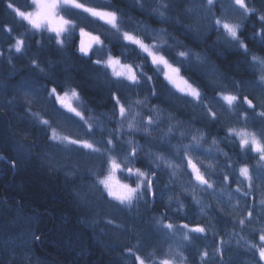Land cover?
Here are the masks:
<instances>
[{
	"label": "snow or ice",
	"instance_id": "6c2138e0",
	"mask_svg": "<svg viewBox=\"0 0 264 264\" xmlns=\"http://www.w3.org/2000/svg\"><path fill=\"white\" fill-rule=\"evenodd\" d=\"M189 2L191 6L184 11L186 15L196 16L195 26L182 27L197 39L201 36L200 27L221 33L223 42L243 57L235 61L236 69L250 78L237 79L212 68L211 78L195 79L191 74L193 66L205 63L200 53L181 45L180 41L170 44L166 29H144L140 34L122 30L119 10L88 7L80 0H31L26 7L35 11H22L8 0L6 7L21 22L30 25L31 35L43 36L44 31L54 34L49 39L55 41L58 51L65 49V37L74 36L79 28L81 39L76 49L79 59L89 68L95 66L94 71L85 72V79L89 87L103 86L108 101V107L98 111L85 98L84 86L71 75L70 70L77 65L65 64L63 76H57L48 70L55 66L54 62L48 59L44 67L37 54L30 59L29 66L45 83L37 86L38 79L22 81L18 85L24 101L21 106L51 147L69 156L78 154L99 161L95 170L89 171L95 177L92 187L107 204L136 218L141 215L142 205L154 211L147 222L151 232L165 240L172 239L175 244V247L170 244L161 255L155 249L143 251L145 234L133 227L137 242L124 249L128 257L126 264H189V257L181 250L189 247L195 248L197 264H232L229 248L233 241L236 247L252 254L253 259L246 264H264V55L242 38L246 25L254 19L250 37L258 40L259 48L264 50V7L257 8L253 0ZM261 4L264 6V0ZM168 7L169 4L160 0L151 11L165 23L171 19L166 15ZM73 11L86 13L109 26L108 33L115 37L109 43L122 45L119 55L101 38V35L108 38V33L93 35L60 14ZM197 13H203L205 24H200ZM3 31L10 39L7 52L11 63L13 51L23 55L30 45L26 43V33L12 36V28L7 25ZM220 39L218 36L217 41ZM35 43L38 48L43 47L42 40ZM178 46L183 50L173 53ZM129 50L136 52V58L129 59ZM4 55L0 51V58ZM161 77L162 84L157 86L154 78ZM162 88H167L194 115L184 120L175 111L153 104L152 100L162 95ZM16 102V97L8 101L10 105ZM33 104H40L43 111H33ZM49 106L54 116L47 114ZM229 118L245 126H232ZM198 123L202 127H195ZM249 125L253 130H249ZM213 128H222L224 136L213 135ZM154 132L158 135L154 136ZM137 135L140 139H136ZM184 140L188 143H183ZM225 141L233 148L231 155L218 147ZM205 144L209 147L205 148ZM15 152V158L0 153V162L13 170L32 156L31 148L23 144H18ZM217 157H223V161ZM253 160L255 163L250 162ZM137 164L141 166L136 167ZM117 171L130 183L117 180ZM213 176L219 177L220 188L211 179ZM199 193L212 196L215 214H209L212 201H206ZM184 197L188 198L187 203ZM250 197L252 203L248 204ZM225 202L232 211H225L222 206ZM191 208L196 211L191 212ZM238 208L240 212L236 211ZM201 217L205 218L203 223ZM223 217H230L231 230ZM132 222L135 224L136 220ZM106 223L124 227L114 219H107ZM245 230L247 234H242ZM249 236L258 239L253 242ZM29 240L40 242L41 236L33 230L29 232ZM196 241H203V246Z\"/></svg>",
	"mask_w": 264,
	"mask_h": 264
},
{
	"label": "trees",
	"instance_id": "16d2710c",
	"mask_svg": "<svg viewBox=\"0 0 264 264\" xmlns=\"http://www.w3.org/2000/svg\"><path fill=\"white\" fill-rule=\"evenodd\" d=\"M7 2L8 0H0V46L2 45L1 48L4 50L5 45L7 46L10 41L9 36L3 31L5 25L12 28V36L29 33L26 23L18 20L14 11L6 7ZM110 3L111 8L118 6L122 9V12L130 19V27L135 28L137 34L143 32L144 29H166L170 44L180 41L181 45L200 53L205 63L193 66L191 74L195 79H204L200 69L209 63L218 72L228 73L235 77L246 75L245 72L238 71L235 67V61L243 57L236 55L230 47L217 44L215 39L218 32L203 28L200 38L197 39L193 33H189L182 27V25L186 26L193 22L190 21L192 16L186 15L184 11L188 7L187 0H179V2L164 0V3L169 4L166 15L171 17L165 23H162L159 17L151 11L152 8L158 6L160 0H111ZM200 15L201 20L206 22L203 19V13ZM201 24L205 23L201 22ZM252 31L254 29L247 24L242 38H246V42L258 54L264 55V50L259 48L258 40L251 39ZM37 37L38 39L31 33L27 34L26 42L30 46L26 48L23 55L11 54V63L6 54L0 58V153L9 158H15V148L18 144L30 147L32 152L31 159L15 170L6 163L0 162V264H126L128 257L124 249L137 242V236L131 230L133 227L145 234L141 245L143 251L155 249L158 255L161 254L166 249L165 243H162L161 237L151 232V227L147 223L154 211L143 209L142 205L141 215L136 218L130 217L125 211L109 210L113 206L107 204L100 192L92 187L95 177L89 169L94 171L99 161L78 154L69 156L51 147L45 136L40 133L38 126L31 120L30 115L25 112V108L21 106L24 101L18 85L22 81L38 79L37 86L45 83L29 66L30 59L39 54L42 66L47 67L48 59L54 62L55 66L48 70L57 76H63L65 64L77 65L70 70L71 75L75 82L84 86L85 98L89 104L96 107L98 111H103L108 107L106 90L103 86L89 87V82L85 79V72L94 71L95 66L89 68L84 61L79 59L80 54L76 50L79 45L78 32H75L70 39V45L62 52L57 50L54 40L45 39L40 35ZM37 40H42V48L36 45ZM121 46V44L112 45L114 51L118 52L114 54L119 55ZM179 50L183 48L178 46L172 51L174 53ZM136 56L134 50L128 51L129 59L136 58ZM80 65H85V67L81 68ZM145 71L152 75L150 69L146 68ZM184 74L187 75V73ZM153 82L160 86L162 77L154 78ZM161 91L162 95L158 100H152L153 104L159 103L175 111L184 120L194 115L191 109L182 106L181 101L171 96L167 88H162ZM13 97L17 98V102L10 105L8 101ZM32 110L43 111L40 104H33ZM47 114L54 116L50 106ZM109 127H115V125H109ZM195 127H202V125L198 123ZM212 134L223 137L224 130L213 128ZM153 135H158V133L154 132ZM136 139L140 137L137 135ZM210 140L211 137H209V142ZM172 142L177 143L178 141L173 140ZM183 143H188V140H184ZM207 147L209 144H205V148ZM218 147L228 151L230 155L233 153V148L226 141L220 143ZM213 155L215 156V153ZM217 158L223 161V157ZM208 159L212 160L213 157ZM250 162L255 163L254 160ZM140 166V164L136 165V167ZM117 174L123 182L130 183L119 171ZM211 179L217 181V188L221 187L219 177L213 176ZM166 181L167 177L164 176L163 182ZM232 187L234 188L235 185ZM199 195L203 196L206 201H212L213 208L209 214H215L217 209L212 196L206 193H199ZM184 199L187 203L188 198L184 197ZM94 201L101 203V211L96 208ZM247 203H252L251 197ZM222 206L225 207V211H232L227 206V202ZM158 207L159 205L155 206V208ZM190 211L195 212L196 210L191 208ZM236 211L241 210L238 208ZM100 216L104 218L101 219ZM106 218L114 219L124 227L116 228L109 225L106 223ZM134 219L135 224L132 222ZM222 219L227 221V227L231 230L233 225L230 217ZM204 220L205 218L201 217L202 223ZM223 227L224 225L221 224V229ZM33 230L41 236L40 242L29 240V232ZM237 231H239L238 227ZM242 234H247V230ZM211 239L209 236V242ZM225 239H227L226 235ZM249 239L256 242L258 238L249 236ZM203 243V241H196V244L201 247ZM229 254L232 264H246L247 261L253 259L251 253L244 248L236 247L234 241L229 248ZM185 255L189 257V264H197L195 248H187ZM225 259H228V254Z\"/></svg>",
	"mask_w": 264,
	"mask_h": 264
},
{
	"label": "rangeland",
	"instance_id": "374dc122",
	"mask_svg": "<svg viewBox=\"0 0 264 264\" xmlns=\"http://www.w3.org/2000/svg\"><path fill=\"white\" fill-rule=\"evenodd\" d=\"M17 2L15 3V1H13L12 0V3L15 5V7H17V8H20L22 11H35V9L34 8H28V7H26V4L27 3H30L31 2V0H21V1H19V0H16ZM110 1L111 0H90V1H87V0H80V2L81 3H84L86 6H88V7H101V6H103V10H105V11H113V10H119L118 11V16L121 18V21H122V24H123V29L122 30H128V31H133V30H135V28H131L130 27V24H129V21H130V19L128 18V16L124 13V12H122V9H120L118 6H117V8H116V6H113V8H111V7H109L110 6ZM179 2V0H174V2ZM101 2V3H100ZM190 2H189V0H187V5H188V7H190V4H189ZM253 3H254V5L257 7V8H262V7H264V6H262V4H261V0H253ZM100 4H103V5H100ZM104 4H106V5H104ZM105 6H108V7H105ZM187 7V8H188ZM9 10V9H8ZM61 15H63V16H65V18H67V19H71V20H73V21H75L78 25H79V27H83L84 29H85V31L86 32H90V33H92L93 35H101L102 33H108V27L109 26H107V25H105L104 24V22L103 21H99V20H96L95 18H92V17H90L88 14H86V13H81V12H79V11H73V12H61L60 13ZM197 16H199L200 17V21L202 22V23H206V22H204V21H202L201 20V15H200V13H197ZM17 17V19L18 20H20V18L18 17V16H16ZM235 18L233 17V20H234ZM190 21L192 22V25H194L195 24V21H196V16H192V17H190ZM25 23H26V27H30V25H28L27 24V22L26 21H24ZM201 22H200V24H201ZM251 23H254L255 21H254V19H253V21H250ZM250 22H248V24H250L251 25V23ZM201 25H203V24H201ZM195 26V25H194ZM10 27V26H9ZM259 28V25L257 24V29ZM203 29V27H200V32H201V30ZM205 30H206V28H204ZM252 30V29H251ZM136 31V30H135ZM76 32H78V39H79V42H80V39H81V37H80V35H79V28H77L76 29ZM204 32H206V31H204ZM26 34H29V33H26ZM137 34V33H136ZM37 35H40V34H36V35H32L33 37H35L36 36V38L38 39V37H37ZM50 35H54V34H50V33H48L47 31H44V34H43V38H45V39H48V40H50L49 39V36ZM13 36H20V35H18V34H14ZM41 36V35H40ZM221 37V39H220V41H217V37ZM71 37L72 36H67V37H65V44H66V47H65V49L66 48H68V46L70 45V39H71ZM217 37H216V42H217V44H219V45H221V46H227L224 42H223V37H222V34L221 33H218L217 34ZM26 38V37H25ZM101 38L102 39H104L105 40V44H108L109 43V40L111 39H115V37H114V35L112 34V33H108V38H110V39H108V38H105V36L104 35H101ZM85 39V41H87V37H85L84 38ZM10 42V41H9ZM78 42V43H79ZM27 43V42H26ZM109 45V47H112V44L110 45V43L108 44ZM116 46V45H115ZM2 47V45L0 46V51H4L5 52V54L6 55H9V53L7 52V46L5 45V50L4 49H2L1 48ZM117 49V48H116ZM113 52L115 53H118L116 50L114 51V49H113ZM12 54H14L15 56H19L20 54H17V53H14V51H13V53ZM98 56L100 55L99 53L97 54ZM194 67H196V66H194ZM212 68H214L210 63L209 64H205V65H203V67H202V69H200L201 71V75H202V77L203 78H205V76H207L208 78H211V76H210V69H212ZM220 73H222V72H220ZM225 74V73H224ZM246 75H247V73H245ZM225 75H227V76H231V74H228V73H226ZM237 75V74H236ZM246 75H237L236 76V78L237 79H241V78H250V77H246ZM231 120V121H230ZM229 120V122H230V125H232V126H236V127H244L245 125H243V123H239V124H237V123H235V119H230ZM249 130L251 131V130H253L252 129V127L251 126H249ZM118 172V171H117ZM117 172H116V179L117 180H119L121 183H125V182H123L119 177H118V174H117ZM94 204H95V206H96V208H98L99 210L101 209V203L99 204V201H94L93 202ZM92 204V203H91ZM91 204H89V205H91ZM93 204V205H94ZM94 207V206H93ZM89 208H91L90 206H89ZM112 209H114L113 207H111V209H109V210H112ZM143 209H144V207H143ZM101 211V210H100ZM100 218L101 219H103L104 218V216H100ZM106 219H108V218H106ZM162 243L164 242L165 243V246H166V249H165V251H163L162 253H164V252H166L167 250H168V247H169V245L170 244H172L173 245V247H175V244H174V242H173V240L172 239H169V240H165V239H163L162 238ZM182 251H184V254H185V250L186 249H181ZM161 253V254H162ZM161 254H159V255H161ZM158 255V254H157Z\"/></svg>",
	"mask_w": 264,
	"mask_h": 264
}]
</instances>
